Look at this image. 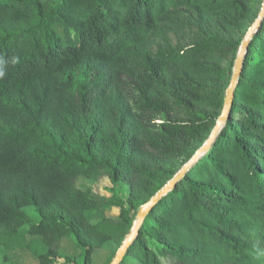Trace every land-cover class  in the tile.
<instances>
[{
  "label": "trees",
  "instance_id": "1",
  "mask_svg": "<svg viewBox=\"0 0 264 264\" xmlns=\"http://www.w3.org/2000/svg\"><path fill=\"white\" fill-rule=\"evenodd\" d=\"M252 1L0 0V235L16 224L8 235H21L38 264H94L98 250L110 264L139 208L177 173L178 146L210 136L243 37L154 47L185 12L244 31ZM103 174L108 199L76 185ZM124 183L127 197L117 194ZM113 207L119 214L107 215ZM28 234L37 238L27 244ZM65 239L81 260L60 252ZM162 256L264 264V20L226 124L146 215L120 264ZM3 264L15 263L6 254Z\"/></svg>",
  "mask_w": 264,
  "mask_h": 264
},
{
  "label": "rangeland",
  "instance_id": "2",
  "mask_svg": "<svg viewBox=\"0 0 264 264\" xmlns=\"http://www.w3.org/2000/svg\"><path fill=\"white\" fill-rule=\"evenodd\" d=\"M264 0H253L252 1V11L250 16L245 22V28L244 31H226L222 29L217 21H214L212 23H200L198 19L196 18L195 14L192 13H184L183 19L181 24L175 28L170 29L167 31L165 36L159 40L157 45L154 47V50H156L158 47L164 48L167 46H181V47H188L190 45H193L195 43H203L207 41L209 38H215L218 37L223 41L227 42H234L239 36H242L244 38L245 34L247 33L249 27L252 25L256 17L258 16L259 11L261 10V6L263 4ZM231 58L229 57L225 63V67L227 70L229 67V60ZM235 63V61H234ZM234 69V64L231 66V69L229 71L230 75H232ZM231 76L229 78V81L226 83L227 86H225V92L228 88L229 82H230ZM210 89L218 88L217 86H209ZM160 92L165 93V99L169 103H173L177 109L185 108L183 102L174 101L171 97L170 91L168 88L162 87ZM208 110V109H206ZM181 118L188 117L187 114H181ZM167 116L164 114H159L155 117V123H161L164 119H166ZM178 151H182V154L179 156L177 160V167L176 171L178 172L182 166L194 155L192 152L197 151L201 145L200 143H193L191 146V149H183L180 146H178ZM76 185L80 189H83L88 192L90 197H99L101 199H108L109 197L114 196V194L111 192L110 188L112 186L109 175L103 174L102 176H99L97 178H87L85 176H79L76 178ZM128 189V185L126 183L123 184L122 187L119 188V191L117 194L127 197L128 193L126 190ZM107 201H101V205L105 206ZM107 215L110 216H117L119 214V208L113 207V208H107L106 209ZM16 224H13L11 226L14 227ZM11 228L5 229L4 232L0 235V264H3V258L4 255H8L10 259L15 264H36L38 263L39 259L38 256L26 245H22V237L21 235H8V232ZM37 237L33 235H26V242L30 243L33 239H36ZM62 253L66 252L71 255H75L73 257L79 258L81 260L82 256L79 253L81 251L78 249L77 246L74 245L73 241L64 240L62 242V245L60 247V252ZM77 255V256H76ZM94 264H107L108 260L111 257V252L107 250H98L94 252ZM162 262L164 264H173L171 259L167 256H162ZM63 260V259H61Z\"/></svg>",
  "mask_w": 264,
  "mask_h": 264
},
{
  "label": "water",
  "instance_id": "3",
  "mask_svg": "<svg viewBox=\"0 0 264 264\" xmlns=\"http://www.w3.org/2000/svg\"><path fill=\"white\" fill-rule=\"evenodd\" d=\"M263 20H264V1L261 6V10L258 13V16L254 20L252 25L249 27L247 33L245 34L241 42L239 51L235 58L234 69L231 75V79H230L228 88L226 90L224 105H223L221 114L219 115L216 121V125L213 128L210 136L205 141V143L194 153V155L182 166V168L173 176V178L170 179L164 187H162L155 195L151 197V199H149L146 203H144L139 208L136 219L134 221V224L132 226L130 233L123 240L122 244L118 248L110 264H120L123 261L129 248L134 243L139 233V229L141 225L143 224L146 215L158 203L159 199L163 195L168 193L170 190H172L175 187L176 183L185 176L187 171L199 160V158L210 149L215 139L219 135L221 129L226 124L229 118L230 111L233 106L235 90L239 83L240 76L242 74L245 55L247 53V50H248V47H249V44L252 38L257 33V31L260 29L263 23Z\"/></svg>",
  "mask_w": 264,
  "mask_h": 264
},
{
  "label": "crops",
  "instance_id": "4",
  "mask_svg": "<svg viewBox=\"0 0 264 264\" xmlns=\"http://www.w3.org/2000/svg\"><path fill=\"white\" fill-rule=\"evenodd\" d=\"M66 240V239H65ZM64 241V240H63ZM36 264H38V263H36Z\"/></svg>",
  "mask_w": 264,
  "mask_h": 264
}]
</instances>
